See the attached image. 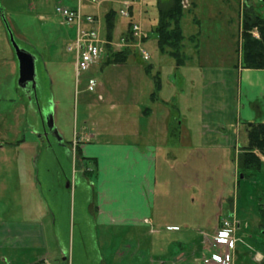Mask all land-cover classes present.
<instances>
[{
    "label": "rangeland",
    "instance_id": "obj_1",
    "mask_svg": "<svg viewBox=\"0 0 264 264\" xmlns=\"http://www.w3.org/2000/svg\"><path fill=\"white\" fill-rule=\"evenodd\" d=\"M77 1L0 0V11L15 43L36 58V100L41 107L48 108L53 129L60 138L58 141L53 134H49L48 139L41 140L43 130L39 117L34 114L33 106L29 109L28 98L17 88L16 58L13 55L14 60L6 63L0 60V187H4V174L8 175V193L12 191L14 194L9 198L15 200L19 196L21 179L18 177L21 174L25 173L27 181L36 183L47 211L43 221L47 247L42 252L47 253L51 264H109L108 255L100 258L95 239L96 231L99 234L97 226L94 230L97 169L92 161L82 163L79 160L74 150L77 151L80 146L74 141L83 133H90L93 134L92 139H97L95 136L98 134L100 140L116 139L127 144L131 142V133L136 126L143 130L148 126L143 111L156 104H152L149 98L153 88L144 66L157 63L160 52H155V32L148 33L145 26L153 28L157 7L153 0H137L143 15L141 23L134 21L149 39L144 38L139 43L135 38L127 47L131 50L127 61L109 64L106 61L110 53L126 48L120 41L123 37L127 41L129 36L127 32H122L123 17L114 9L125 7L127 0L121 5L114 0L101 3V18L112 9L117 14L112 38L104 44L101 58L76 76L74 52L67 50L76 27L66 23L54 8L57 5L75 7ZM148 1L154 3L147 11L149 20L144 10ZM212 6H223V12L217 15ZM95 9L96 6L91 3L83 5L85 12L94 11L92 14H96ZM183 9L184 34H200L196 41H200L201 46L195 51L193 47H182L188 55L187 63H195L196 66L221 68L237 64L241 58L243 13L252 9L264 18V0H196L195 9ZM4 28L0 21V47H6L11 52ZM252 34L258 37L256 30ZM102 35L106 38V31L102 30ZM147 40L148 43L144 44ZM137 49L146 51L149 60H142ZM188 51L192 52L190 58ZM135 52L136 55L131 54ZM161 60H164L165 67L172 62L169 56ZM190 68H178L176 75L167 67L160 70L164 84L168 81L173 83L177 93L184 97L185 105L179 107L178 119L185 126L196 128L198 90ZM90 78L96 83L94 91L87 90ZM177 98L180 96L177 95ZM20 103L22 109L19 108ZM260 104L263 114L264 102ZM159 116L161 114L156 112L154 125L159 123ZM256 120L254 122H260V117ZM245 126L239 131V143L227 149L225 154L220 149L203 148L197 146V142L191 146L186 141L181 146L168 143L169 148H174L172 155L178 156L176 160H170L167 157L170 150L162 143L164 151H156L157 180L153 186L154 214L158 222L151 226L153 232L149 233V226H146L142 237L136 235L134 240L139 239L138 243H141L140 246L134 245L133 251H137L129 260L130 264H150V259L153 263L158 262L156 264H198V257L200 260L208 258L216 251L212 246L216 234L214 230L224 219L233 221L237 226L232 234L236 244L231 251L236 264H264V223L260 216L261 206H264V158L261 157L262 165L255 170L240 171L234 162L245 144L242 142ZM60 144L71 153L66 154ZM81 169L85 170V174ZM27 181L23 185L25 190ZM67 183L71 185L67 187ZM32 201L30 199L29 204ZM28 210L32 211L29 205L18 208L12 204L4 215L14 214L23 219L28 217ZM127 232V228L120 229L118 238ZM38 254V250L26 247L14 264H30V260ZM180 254L184 260L177 259ZM62 256L66 259L62 260Z\"/></svg>",
    "mask_w": 264,
    "mask_h": 264
},
{
    "label": "crops",
    "instance_id": "obj_2",
    "mask_svg": "<svg viewBox=\"0 0 264 264\" xmlns=\"http://www.w3.org/2000/svg\"><path fill=\"white\" fill-rule=\"evenodd\" d=\"M82 1L80 0L82 7L85 4L89 6L90 3H88V0ZM114 1V3L121 5L125 0ZM150 1L145 5V9L143 8L147 20L150 19L147 12L149 5L151 7L155 3L158 9V0H153L154 3ZM186 1V11L196 8V0ZM131 5H133L129 9L131 19L140 21L143 15L142 6L140 7L139 2ZM101 7L102 5L96 7V14H92L94 11L84 12L98 15L100 21H105L104 12L103 18L100 16V11H102ZM117 7L118 9L116 8L114 10L119 15L118 11L123 6ZM212 7V9L215 8L217 15L223 12V6ZM184 14L180 21L183 35L181 47L183 49L185 47H193L195 51L196 47L201 46V42L196 41V37H199L200 34L199 32L192 35L184 34L182 28ZM2 16L3 14L1 12L0 21L5 27V36H8L4 21L5 18L3 19ZM192 20L194 22L197 21L196 18H192ZM122 21L124 27L122 32H127L126 18L123 17ZM156 23L152 29L151 26L149 28L145 26L148 29V33L149 31L154 32ZM102 26H104V22H102ZM74 37L75 34L72 36V40L68 45L72 43ZM147 43L148 40L144 44ZM155 49V52L159 51L157 48V36ZM183 49L184 62L181 65H177L175 59L171 57L172 62L167 64L166 67L174 72V75H176L178 68L184 66L192 67L190 70L193 74V83L195 84L196 82V89L198 90L196 99L198 126L196 128L193 126H185V123L178 119L180 116L179 107L185 105L184 97L182 98V94L177 93V88L173 83L168 81L164 84L160 69L166 67L164 66V60L162 61L161 58L168 55L158 53L157 63H149L144 66V72L151 78L152 93L155 87L154 77L158 76L160 79V89L157 94L152 95L151 93L149 95L151 103L156 105L151 109L147 108L143 111V116L148 121V126H146L145 130L140 126H136L131 133V142L127 144L116 139L108 140L103 138V140H100L98 134L95 136L97 139H92L93 134L90 133H83L82 136L76 137L74 141L75 144L78 143L80 146L79 155L74 150L77 156L80 157L79 160H82V163L84 161H92L97 169L96 182L98 193L97 205L94 206V230H96L97 226L99 234L96 231L95 239L100 258H103L102 255H108L111 261L109 264H130L129 260L133 259L132 257L135 256L137 251H133L134 245L141 243H138L139 239L135 241L134 238H136L137 234L142 237V234L146 232L143 230L146 229V226H149V233L153 232L151 226L155 221L158 222L156 214H154L155 203L153 198L155 195L153 186L157 180L155 176L158 163L156 160V151L158 149H164L162 143L170 150L168 152L170 155L167 156L170 160H176L178 156L172 155L174 148H169L168 143L181 146L186 141L191 146L194 145V142H197V146L208 149H220L225 154L227 149L234 148L239 143V131L244 126V123L257 121L256 118L258 117H260V122H264V113L262 114L263 107L260 104L264 102V69L243 68L240 65V61L230 67L221 68L196 66L195 63L191 65L187 63L188 55L184 53ZM188 53L190 54L189 58L192 57V52L188 51ZM131 54L136 55V52ZM13 55V51L10 52L6 47H0V60H2V63L3 61L5 63L9 60L13 61L15 57ZM197 68L199 69L198 71L195 70ZM19 90L23 95L24 91ZM177 95L180 98H177ZM31 106L29 109H31ZM21 107L22 103L19 104V108ZM156 112L157 114H161V117L159 116V123L154 125L153 122ZM98 139L99 142H97ZM242 142L246 143L244 136ZM234 162L236 161L234 160ZM84 171L81 169V172L84 173ZM88 171L92 172V170ZM25 176L26 174L23 173L18 177L21 179L19 180V191L17 193L19 196L15 200L9 198L11 197L9 195L14 194H12V191H10L11 194L8 193V175L4 174L3 178L5 188L3 187L2 189L0 187V212L3 213L2 217L0 216V264H14L21 257L22 251L26 247L31 248L33 251L38 250L40 253L36 258L30 260V264H37L38 261L44 258L48 259L47 253L42 252L47 247V240L43 231V221L47 211L36 183L27 181ZM25 181L28 182L26 190L23 188ZM70 185L67 183L66 186L69 187ZM30 199L33 200L31 204H29ZM12 204H15L18 208H23L25 204L29 205L32 211L28 210V217H24L23 219L14 216V214L5 216L4 213H8ZM221 227L222 224L218 226L217 230ZM122 228H127L128 232L118 238L117 235H119L120 229ZM217 230L214 231L217 232ZM65 259L62 256V260ZM177 259L184 260L185 258L180 254ZM197 259L198 264H201L205 258L200 260L198 257ZM149 262L150 264L158 263H153L152 259ZM236 263L235 257L232 258L230 264ZM187 264L193 263L189 262Z\"/></svg>",
    "mask_w": 264,
    "mask_h": 264
},
{
    "label": "trees",
    "instance_id": "obj_3",
    "mask_svg": "<svg viewBox=\"0 0 264 264\" xmlns=\"http://www.w3.org/2000/svg\"><path fill=\"white\" fill-rule=\"evenodd\" d=\"M183 0H158L157 23L154 32L157 36V48L162 54L175 59L177 65L184 62L181 42L183 35L180 21L184 14ZM1 13V11H0ZM115 11L112 9L105 15L106 38L111 40L115 24ZM256 30L258 37L252 34ZM130 49L110 53L106 63L123 64L130 55ZM243 68L264 69V18L256 15L252 9L245 10L241 23V58ZM159 77H154L155 87L152 95L160 89ZM244 137L246 143L237 154L236 163L240 171L259 169L264 158V122H246ZM75 152L79 155V149ZM260 216L264 223V206H261Z\"/></svg>",
    "mask_w": 264,
    "mask_h": 264
},
{
    "label": "built area",
    "instance_id": "obj_4",
    "mask_svg": "<svg viewBox=\"0 0 264 264\" xmlns=\"http://www.w3.org/2000/svg\"><path fill=\"white\" fill-rule=\"evenodd\" d=\"M91 2H98L97 0H90ZM132 2H125L126 6L132 4ZM185 5V1L182 2ZM55 13L61 16L66 23L74 24L75 37L72 43L67 47V50L73 51L75 55V72L76 76L81 71L87 70L92 64H94L98 58L102 55L104 44L106 43L100 36L99 22L91 15H85L82 13L80 6L71 8L64 5H57L55 7ZM120 14L124 17H128V9L121 10ZM131 39H137L139 43L146 33L140 28V25L136 22H132L130 25ZM135 41V40H134ZM122 46H129L130 43L121 38ZM138 47V46H137ZM141 55L144 60L149 58L146 51L141 50ZM95 81L93 79L88 80L87 88L89 91H93ZM235 230V223L229 220H223L222 228L218 230L217 234L213 237L212 246L216 249L210 257L202 260V264H230L231 251L234 248L235 239L232 235ZM38 264H51L47 259H42Z\"/></svg>",
    "mask_w": 264,
    "mask_h": 264
},
{
    "label": "water",
    "instance_id": "obj_5",
    "mask_svg": "<svg viewBox=\"0 0 264 264\" xmlns=\"http://www.w3.org/2000/svg\"><path fill=\"white\" fill-rule=\"evenodd\" d=\"M4 19V17L2 16ZM5 21V20H4ZM6 29L8 32L9 41L11 44V47L14 52V56L17 61V68H18V78H17V87L21 90H25L27 86L30 84L31 88L34 90V95L36 97V73H35V56L30 53L29 51L19 47L12 36V33L7 26V23L5 21ZM48 127H53V121L52 117H50V120H47Z\"/></svg>",
    "mask_w": 264,
    "mask_h": 264
},
{
    "label": "flooded vegetation",
    "instance_id": "obj_6",
    "mask_svg": "<svg viewBox=\"0 0 264 264\" xmlns=\"http://www.w3.org/2000/svg\"><path fill=\"white\" fill-rule=\"evenodd\" d=\"M37 92V87H36V91ZM24 97L28 98L29 100V107L32 105L34 107V114L37 115L39 117V124L42 127V135H40L41 140H45L49 138V134H53L55 136V139H57L58 141H60V138L57 136L56 132L54 131L53 127H48L47 125V120H50L51 115L48 113V108L46 107H41V105L38 103V100H36V97L34 95V90L33 88H31V85L29 84L27 86V88L24 90L23 92ZM35 99V100H34ZM31 101L33 103H31ZM37 102V103H35ZM56 134V135H55ZM63 147V151L66 154H70L71 152L68 151V149L63 145L60 144ZM75 155V153H74ZM71 156V155H70ZM76 156V155H75Z\"/></svg>",
    "mask_w": 264,
    "mask_h": 264
}]
</instances>
